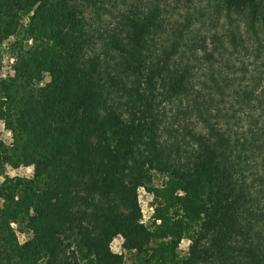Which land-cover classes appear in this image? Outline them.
Wrapping results in <instances>:
<instances>
[{
  "label": "trees",
  "instance_id": "16d2710c",
  "mask_svg": "<svg viewBox=\"0 0 264 264\" xmlns=\"http://www.w3.org/2000/svg\"><path fill=\"white\" fill-rule=\"evenodd\" d=\"M7 43L0 264H264V0H0Z\"/></svg>",
  "mask_w": 264,
  "mask_h": 264
},
{
  "label": "rangeland",
  "instance_id": "374dc122",
  "mask_svg": "<svg viewBox=\"0 0 264 264\" xmlns=\"http://www.w3.org/2000/svg\"><path fill=\"white\" fill-rule=\"evenodd\" d=\"M224 23V22H222ZM226 24V23H225ZM221 26H219L220 28ZM206 30V29H205ZM220 33H223L222 28L218 30ZM206 32V31H204ZM10 43H7L3 46L2 50L0 51V78L6 79L8 76H13V71H12V65L14 63V59L11 57L12 53L10 50ZM233 62H236V66L239 70H242L243 65L240 61H237L235 58H232ZM248 70L250 71L248 74V77L250 78L253 75H257V72H255V68L257 67L256 65H250L254 63V57H250L246 60H244ZM260 62V61H259ZM259 66V63H256ZM244 69V68H243ZM230 74H234V78H243V74L241 72L237 71V73L234 72H229ZM245 84H247L245 82ZM0 137L6 142V143H11L12 142V134L10 131H8L3 123H0ZM31 175V170L30 169H21L19 171H10V176L15 177V176H30ZM160 184V183H159ZM140 205L142 207V212H143V221L146 224H149L151 222V217L153 214V199L152 197L145 192L144 190L140 191ZM17 228V227H15ZM21 236V242L26 241L30 236L26 235H20ZM122 244L123 240L121 238L117 239L113 243V250L117 253H124L122 249ZM189 246L188 241H184L181 245V253L184 255L187 253ZM129 259V256H127Z\"/></svg>",
  "mask_w": 264,
  "mask_h": 264
}]
</instances>
